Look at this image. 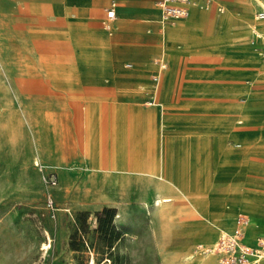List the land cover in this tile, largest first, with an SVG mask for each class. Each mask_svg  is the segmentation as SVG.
I'll return each instance as SVG.
<instances>
[{
    "label": "crops",
    "instance_id": "crops-1",
    "mask_svg": "<svg viewBox=\"0 0 264 264\" xmlns=\"http://www.w3.org/2000/svg\"><path fill=\"white\" fill-rule=\"evenodd\" d=\"M159 1L0 0V14L29 30L32 41L45 53L35 52L33 65L26 67L6 68L0 62V73L11 74L1 86L8 103L0 117V153L4 145L15 149L25 124L30 123L32 146L41 163L37 171L54 180L47 190L52 206L47 204L45 209L46 226L33 244L43 254L36 264H89L92 258L102 261L113 250L130 255L135 251L131 231L124 247L119 236L97 247L85 234L86 227L91 232L98 229L96 217L104 209L115 213L114 225L124 214L130 189L153 195L165 221L159 230L146 234L159 251L161 264H192L187 258L197 243L201 214L190 195L177 191L167 161L168 140H183L184 135L167 134L162 127L178 119H215L214 112L204 108L223 100L246 107L243 118L262 119L264 125V18L256 17L258 0H190L182 25L194 28L196 45L179 55V63L185 66L170 73L153 65L161 55L156 43L158 23L173 25L161 21ZM110 10L113 18L107 16ZM79 40L107 50L110 66H79L74 53ZM145 40L149 44L138 49L137 43ZM226 59L241 63L226 64ZM130 62L135 66H126ZM220 90L225 94L215 93ZM12 113L14 127L9 126ZM134 122L139 124L140 165H130L126 143L127 164L114 165L116 132L127 138ZM260 140L254 146L264 151ZM247 175L264 181V173ZM74 176L95 188V194H73ZM105 181L118 189L116 197L99 195ZM179 182L189 184L187 173ZM227 192L220 191V197ZM159 195H169L171 200L157 205ZM247 227L253 229L251 223Z\"/></svg>",
    "mask_w": 264,
    "mask_h": 264
},
{
    "label": "rangeland",
    "instance_id": "rangeland-1",
    "mask_svg": "<svg viewBox=\"0 0 264 264\" xmlns=\"http://www.w3.org/2000/svg\"><path fill=\"white\" fill-rule=\"evenodd\" d=\"M184 20L185 18L182 17L177 21L171 22L173 25L168 27H175L180 22H184ZM162 26L166 25L159 22V29ZM159 29L156 32V43L159 46L158 50L161 52V55L154 60L153 65L157 69H160L158 62L161 60L165 62L167 67L166 70L168 69L170 72L178 66L184 67L185 64L183 62L179 63V55H185L190 48L196 45L194 40V28L180 30L172 37H166L165 39H161L157 34ZM143 42L144 43H137L136 46H139L138 49L143 50L142 45L145 47L149 44L146 43V40ZM88 47L94 51L99 48L98 54L106 56V60H95V62L91 64L89 61L83 59L79 60V58H77L79 66H95L98 64L110 66V57L106 52L107 50L91 44H89ZM35 52H40V55L45 54L38 45L32 41L31 32L26 28L16 26L14 19L0 14V62L5 64L6 68L16 64L25 67L31 66L34 63L32 58L34 54H36ZM174 54L178 56L176 61L173 59V57H175L173 56ZM225 63L239 64L241 61L226 59ZM126 66H135V63L130 62L127 63ZM223 73L224 72L220 75H227ZM10 77L11 74L7 73L6 75H2L0 73V117L4 115L3 107L8 103L7 97L1 91V86L6 83V80ZM215 93L219 95L225 94L221 90ZM223 106L228 109L225 119L239 117L234 116V112L237 110L238 105L227 103L224 100L216 101L214 105L205 107L204 110L213 111L215 119H220L219 114L215 111L222 109ZM245 109L247 108L241 107L243 111L241 119L244 120V125H238L236 130L246 131L243 141L245 146L251 150V152L245 153L243 173L247 191L252 197L251 203L255 207L238 210L237 218L244 215L247 219H250L249 223L253 226L252 230L254 233L248 237L245 235L243 237H246L245 241L247 245H254L255 243H251L252 239L256 241L258 237H264V225L262 223L264 218V181L255 177H250L247 173H264L263 150L256 149V146H254L260 139L264 140V125L261 123L262 119H244L243 115ZM10 117L11 122L9 126L14 127V113L10 114ZM179 122H183L185 125L178 126ZM201 122L200 119H178L177 121L174 120L173 124L171 123L170 127H167L166 130L168 132L190 130L192 129V124L194 125V129H198V124ZM30 127V123L29 127L25 124L22 133L23 138L15 149H11V147H6V145H4V150L0 153V247L8 248L7 251L0 250V264H36L39 260H43V254L37 249L34 250L33 244L38 238L37 235L40 234L39 231H43V228L46 226L45 209L47 201L50 199L47 190L52 184L46 173L42 175L37 171V167L41 163L39 162V157L34 153ZM234 142L235 141H232L231 143L232 149H236L233 145ZM195 159V163L189 165V171L191 174H196V180H189V184L187 185L188 188L190 184L195 183V194L199 191L205 193L207 190V194H212L211 198L216 199L217 193L224 190V188L221 187L223 183H227L226 179L228 178L231 180L236 175L237 171L234 170V164L229 162L228 159H225L223 154L217 153L212 147L206 144L199 148ZM36 162H38V166ZM208 172L210 173L211 180L207 179ZM212 172L213 175H211ZM212 178L214 182H212ZM111 183L112 181H105V185L98 189L100 191L99 195L116 197L118 189ZM86 185L87 183H84V181L81 182L79 176L72 177L73 194L85 193L89 197H91L90 195L93 196L96 189L87 187ZM131 190L132 193L129 196L126 195L127 198L123 204L124 214H121L120 217L116 219L114 225L112 224L111 226L115 213L113 214L112 209H106V211L104 209L101 211V215L96 217V219L98 218V229L91 232V230L88 231L86 227L87 231L85 230V234L97 247L102 246L107 238L112 240L113 237L119 236V245L124 247L128 244L129 236L127 232L131 231L133 232L132 234L135 233V251L128 255L127 252L113 250L104 255L103 258H108L111 264H161V255L159 251L155 249L154 244L148 241V236L146 234L150 231L159 230L165 221L160 218L157 212L158 210L156 206H154L153 195L142 189H130V191ZM223 199V206H231L226 196H223ZM109 210L112 211L110 212ZM115 227H117V229H115ZM219 232L220 230L217 231V236L213 238L215 240L211 243L205 242L203 239L199 238L195 244L194 252L200 254L201 251L213 246L214 242L217 241ZM262 249H264V246ZM206 253L209 254L210 251H206ZM92 261L94 264L101 263V261L95 262L93 258ZM217 264L220 263L217 262Z\"/></svg>",
    "mask_w": 264,
    "mask_h": 264
},
{
    "label": "bare ground",
    "instance_id": "bare-ground-1",
    "mask_svg": "<svg viewBox=\"0 0 264 264\" xmlns=\"http://www.w3.org/2000/svg\"><path fill=\"white\" fill-rule=\"evenodd\" d=\"M179 19L180 18L175 19L174 21H177ZM161 21H162V17H161ZM182 24L183 22H180L175 27L162 26L157 34L161 37V39H165L166 37H172L175 33H177L180 30L192 28L190 26L185 27ZM88 45L89 44H87L83 40H79L76 43L74 48V53L77 56V58H79V60L83 59L89 61V63L91 64H93L95 60H102V61L106 60V56L98 54L99 48H97V50L94 51L90 47H88ZM91 45H96V44H91ZM157 47L159 48V46ZM173 56H175L173 57V59L176 61L178 59V56L176 54H174ZM166 68L167 67L165 64V70L163 69V72L170 73V70L168 69L166 70ZM43 88H47V87L43 86ZM242 110H241V105H238L237 110L234 112V116H239V117H235L234 119H225L228 109L223 106L222 109L215 111L217 114H219L220 119H200V121L202 122L198 124L199 127L198 129H194V125L192 124L191 125L192 129L185 131H178V133L182 132V134L184 135L183 140L169 139L167 142V161H168V165L174 170L173 177L178 185L177 191L185 195H190L191 196L190 199L193 202H195L194 203L195 208L201 214V218L198 220L200 231L197 234V236H195L196 240L201 238L205 242L211 243L213 242V240H215L213 238L217 236L218 230H220V232L221 231L235 232L238 229H241L245 233L246 237L254 233L253 230H251L252 228L248 229L247 227L248 224L241 226L239 223V218H237L238 210L249 207L250 208L255 207L251 203L252 197L247 191V186L245 185V176L243 173V160L245 153L247 152L249 153L251 152V150L245 146V143L243 141L246 131L244 132L241 130H236V127L238 125H244V120L241 119L243 113ZM171 123L172 122H168L166 127L163 126L162 131L163 132L166 131L167 134H170L171 132H168L166 129L167 127H170ZM180 125L184 126L185 124L183 122H179L178 126ZM138 126L139 124L136 122L130 125L127 138L122 136L120 132H116L115 148H114V153L112 154V162L114 165L127 164L126 161H128V158L130 165L133 166L140 165L138 158L136 156V151L138 150V142L136 139V135L138 134L137 130L139 128ZM149 131L150 128L147 125L146 132L149 133ZM232 141H235L233 145L236 147V149L231 148ZM125 143L128 145V149L130 151L129 157L127 159H125L123 154L124 151L123 146ZM205 144L212 147V149L217 153L223 154L225 159H228L229 162H232L234 164V170L237 171L234 178H232L231 180H229L228 178L226 179L227 183H225V188L223 186L221 187L227 189L228 192L223 196H226L228 201L231 203V206L230 205L227 206L226 204H225L226 206H223L222 203L224 202V199L223 196L220 197V193H217V198L213 199L211 198L212 194L210 195L207 194L208 192L207 190L205 191V193L199 191L198 193L196 192L195 194L194 193L196 189L195 183L190 184L188 188V186L181 185L179 182L182 176L185 175L186 173L189 180H193V181L196 180V174L190 173L189 165L195 163L196 160L195 158L199 148L203 147ZM92 150L93 148L90 147L89 151ZM207 179L211 180V176L207 177ZM170 200L171 197H169V195H159L155 199V203L158 205L160 203L167 202ZM262 223L264 225V218ZM206 251L207 250H204L201 251L200 254H197L193 250L189 255L187 254L188 255L187 259H189L190 260L189 262L192 264H217V262L220 263L219 260L217 259L218 258L217 254H215L212 251H210V253L207 254ZM91 264H94L93 261L91 262Z\"/></svg>",
    "mask_w": 264,
    "mask_h": 264
},
{
    "label": "built area",
    "instance_id": "built-area-1",
    "mask_svg": "<svg viewBox=\"0 0 264 264\" xmlns=\"http://www.w3.org/2000/svg\"><path fill=\"white\" fill-rule=\"evenodd\" d=\"M190 0H160L158 6L161 10L162 21L166 23L173 22L175 19L182 18L187 14V4ZM259 11L256 13L258 19L264 18V0H258ZM108 18H113L112 10L107 12ZM160 68H165V63H159ZM150 103V102H149ZM38 166V162H36ZM54 184V180H50ZM49 206L51 200L47 201ZM241 226L248 224L246 216L239 217ZM244 232L238 229L235 232H221L216 243L207 248L218 255L220 264H264V237H258L255 245H247L242 241ZM48 245V243H47ZM92 262V261H91ZM91 262L89 264H91ZM100 264H111L108 258H103Z\"/></svg>",
    "mask_w": 264,
    "mask_h": 264
},
{
    "label": "trees",
    "instance_id": "trees-1",
    "mask_svg": "<svg viewBox=\"0 0 264 264\" xmlns=\"http://www.w3.org/2000/svg\"><path fill=\"white\" fill-rule=\"evenodd\" d=\"M105 211H106V209H105ZM110 212L112 211V210H109Z\"/></svg>",
    "mask_w": 264,
    "mask_h": 264
}]
</instances>
